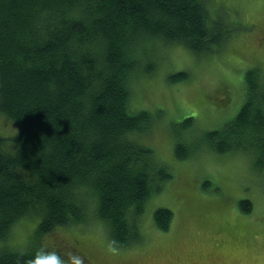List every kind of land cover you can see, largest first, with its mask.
<instances>
[{"label":"trees","instance_id":"trees-1","mask_svg":"<svg viewBox=\"0 0 264 264\" xmlns=\"http://www.w3.org/2000/svg\"><path fill=\"white\" fill-rule=\"evenodd\" d=\"M209 2L0 0V115L17 126L0 133V264H67V253L39 240L60 231L101 232L119 252L143 241L146 204L170 175L141 142L152 132L156 141L158 115L132 109V87L159 67L151 63L154 47L145 60V45L181 46L196 58L224 51L235 34ZM187 77L182 71L167 80ZM221 86L227 107L233 92ZM181 128L213 153L249 155L264 178L262 66H247L241 106L221 127L199 132L187 118ZM177 139V159L190 157L193 148ZM239 207L249 213L251 202ZM172 219L165 208L153 214L160 232ZM26 221L36 226L33 244L11 245ZM44 249L58 254L47 258Z\"/></svg>","mask_w":264,"mask_h":264},{"label":"rangeland","instance_id":"rangeland-1","mask_svg":"<svg viewBox=\"0 0 264 264\" xmlns=\"http://www.w3.org/2000/svg\"><path fill=\"white\" fill-rule=\"evenodd\" d=\"M208 10L235 34L224 51L196 58L181 46L145 45V60L152 59L154 47L151 63L159 67L155 75L138 77L132 87V109L141 107L158 115L153 126L156 141L150 131L141 142L155 151L170 175L146 204L140 224L143 241L119 252L101 232L83 238V234L60 231L39 239L47 249L57 247L67 253V264H80L79 252L97 264H264V178L255 172L252 158L244 153H213L197 138L186 139L181 128L182 121L192 118L199 132L217 129L238 112L247 66L260 64L264 70V0H210ZM182 71L188 74L186 80L169 83L170 74ZM223 83L233 92V104L227 107L221 105ZM16 128L0 115L1 134L14 133ZM180 136L193 148L183 160L174 152ZM243 199L251 202L249 213L239 207ZM158 208L173 213L165 232L154 224ZM35 227L30 221L18 224L10 244L32 245ZM47 249V258L58 254Z\"/></svg>","mask_w":264,"mask_h":264},{"label":"flooded vegetation","instance_id":"flooded-vegetation-1","mask_svg":"<svg viewBox=\"0 0 264 264\" xmlns=\"http://www.w3.org/2000/svg\"><path fill=\"white\" fill-rule=\"evenodd\" d=\"M83 254H84L83 252H79L78 253V257L77 258H79L80 264H97L95 262V260H93L91 257L83 256ZM98 264H103V262L102 263H98ZM179 264H181V263H179Z\"/></svg>","mask_w":264,"mask_h":264},{"label":"snow or ice","instance_id":"snow-or-ice-1","mask_svg":"<svg viewBox=\"0 0 264 264\" xmlns=\"http://www.w3.org/2000/svg\"><path fill=\"white\" fill-rule=\"evenodd\" d=\"M36 264H52L51 260L39 259Z\"/></svg>","mask_w":264,"mask_h":264},{"label":"clouds","instance_id":"clouds-1","mask_svg":"<svg viewBox=\"0 0 264 264\" xmlns=\"http://www.w3.org/2000/svg\"><path fill=\"white\" fill-rule=\"evenodd\" d=\"M31 264H36V262L35 261H32Z\"/></svg>","mask_w":264,"mask_h":264},{"label":"bare ground","instance_id":"bare-ground-1","mask_svg":"<svg viewBox=\"0 0 264 264\" xmlns=\"http://www.w3.org/2000/svg\"><path fill=\"white\" fill-rule=\"evenodd\" d=\"M46 36H48V34L46 35ZM16 122V121H15ZM19 125V124H18Z\"/></svg>","mask_w":264,"mask_h":264}]
</instances>
